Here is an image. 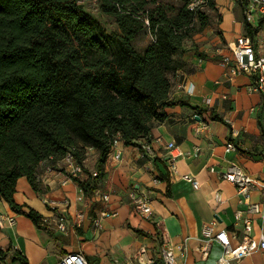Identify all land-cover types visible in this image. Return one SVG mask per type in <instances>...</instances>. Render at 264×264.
<instances>
[{
	"label": "crops",
	"instance_id": "obj_1",
	"mask_svg": "<svg viewBox=\"0 0 264 264\" xmlns=\"http://www.w3.org/2000/svg\"><path fill=\"white\" fill-rule=\"evenodd\" d=\"M229 9L235 19L227 28L222 16L218 24L221 38L211 37L209 43L201 40L178 53L177 57L188 66L171 75L169 98L176 104L166 107L167 117L151 128L150 151L118 141L111 153L118 152L120 158L105 162L103 175L89 194L83 192L79 181L88 180L90 172L95 170V149L86 152L84 173L64 185L61 184L65 179L62 159L43 161L38 169L44 191L40 195L33 191L25 177L18 178L15 202L38 211L53 235L64 238L59 249L51 250L60 251L59 257L69 251H81L86 259L96 257L97 264H146L150 258L158 260L162 241L167 239L172 245L185 243V256L176 251L178 264H216L223 248L217 241L207 244L202 238L204 223L215 222L218 230H226L233 246L242 239L244 219L251 222V237L257 239L264 233V191L252 189L249 199L259 204L260 211L250 213L235 186L219 174L234 162L258 182H264L262 95L249 89L254 85V78L249 74L230 80L225 78L228 67L222 59L232 55L236 38L246 33L241 5H231ZM196 51L206 57L201 58ZM213 114L221 116L228 125L214 120ZM227 142H232L234 149L226 151ZM169 143H174L175 148H168ZM196 147L199 148L197 154ZM171 154L178 155L173 170L169 161ZM159 170L170 176V196L166 195L167 183L157 179ZM184 174L194 176L198 187L184 180ZM131 188L151 196L152 213L148 217L133 209L128 197ZM101 193L109 194L108 208L115 210L116 215L103 219L101 227L94 228L90 217L101 206ZM216 193L220 202L215 199ZM44 198L56 201L57 205L45 204ZM64 199H68V205L62 204ZM82 209L89 212L82 227L68 233L56 230V214L64 213L73 218ZM0 213L15 218L13 225L0 229V248L4 251L0 260L5 264H19L13 259V252L18 250L27 264L56 263L59 258L51 257L46 248L55 243L49 239L47 231L14 212L1 198ZM48 258L49 261H44ZM230 263L264 264V250Z\"/></svg>",
	"mask_w": 264,
	"mask_h": 264
},
{
	"label": "trees",
	"instance_id": "obj_2",
	"mask_svg": "<svg viewBox=\"0 0 264 264\" xmlns=\"http://www.w3.org/2000/svg\"><path fill=\"white\" fill-rule=\"evenodd\" d=\"M176 1L96 0L99 13L113 18L116 28L109 30L90 11L91 0H0V198L14 212L53 235L38 211L15 202L18 178L40 195L43 161L71 152L85 170L86 152L95 149L96 175L79 181L89 194L114 140L142 148L153 125L167 117L165 108L176 104L169 98L171 75L188 66L177 55L209 24L204 7L215 6V0ZM244 27L253 33L246 21ZM141 30L152 41L138 51ZM157 179L170 196L168 172L159 170ZM13 259L27 264L18 250Z\"/></svg>",
	"mask_w": 264,
	"mask_h": 264
},
{
	"label": "built area",
	"instance_id": "obj_3",
	"mask_svg": "<svg viewBox=\"0 0 264 264\" xmlns=\"http://www.w3.org/2000/svg\"><path fill=\"white\" fill-rule=\"evenodd\" d=\"M95 2L96 0H91ZM241 6L243 9L244 20L249 24L252 29V34H242L236 38L234 47L231 48L232 55L224 56L223 62L228 67L225 72V78L230 80L233 77L241 74H249L254 78V85L249 89L258 91L262 95L263 99V111H262V126L264 128V0H241ZM147 23V21H146ZM209 102V99H207ZM118 140L113 141L111 150L117 145ZM142 148L146 151H150L148 141L142 143ZM168 148H175L174 143H169ZM234 149L232 142L226 143V151ZM89 150V149H88ZM108 153L106 162L118 160L120 154ZM199 151L196 147L195 154ZM179 153L178 155H180ZM171 154L169 158L170 168L174 169V161L178 156ZM62 168L65 171V179L61 182L64 185L67 180L73 178H79L84 173L83 167L77 162L75 156L71 152H67L62 158ZM211 171H214L211 168ZM227 182L235 186L238 195L242 198V202L246 204V210L250 213L259 212V204L250 201V193L254 188H260L264 191V182H258L251 175L245 172V170L238 164L231 162L224 170L219 172ZM92 176L96 175L93 171ZM39 180V175L37 174ZM182 178L190 182L193 187H198V182L194 176L190 174H184ZM100 208L95 212L94 216L90 217L91 225L94 228L101 227V221L105 218L113 217L116 215V211L108 208L109 194H100ZM128 197L131 201L133 209L140 215L148 217L152 213V199L151 196L145 192L135 188H131L128 191ZM81 199V197H78ZM215 199L220 202L219 194H215ZM43 202L49 206L57 205L54 200L43 199ZM264 202V199H263ZM62 204L68 205V199H64ZM88 210H78L73 218L68 217L64 213L56 214L54 219L56 230L62 233H68L69 230H75L82 227L83 221L88 217ZM238 216V214H237ZM15 218L13 216L4 215L0 213V229L7 225H13ZM251 222L249 219H244L243 234L240 243L233 246L230 242V237L226 230L217 229L216 223H204L201 227V235L206 243L217 241L223 248L221 256L217 259L216 264H231V260H240L243 257L251 255L257 250H264V233L255 239L250 236ZM176 251L181 255L185 256L186 247L185 243H179L178 245H172L167 239L162 241L160 247V254L158 260L152 258L146 261V264H178L176 262ZM0 264H5L0 260ZM54 264H90L86 259L85 255L81 251H69L63 254Z\"/></svg>",
	"mask_w": 264,
	"mask_h": 264
},
{
	"label": "rangeland",
	"instance_id": "obj_4",
	"mask_svg": "<svg viewBox=\"0 0 264 264\" xmlns=\"http://www.w3.org/2000/svg\"><path fill=\"white\" fill-rule=\"evenodd\" d=\"M164 3L172 4L173 6L176 5V0H161ZM198 2V1H196ZM239 0H215V6L212 9H206L207 14L210 17L209 24H207L200 32L193 33L190 37L184 42L183 48L192 47L193 45H197L201 40L205 41V43H209L211 37L221 38V30L218 26L219 22L224 15V25L229 28L231 26L232 19H235L234 13L230 11L231 5H239ZM87 5L92 13L97 15L104 23L105 26L109 30H114L116 25L113 21L112 17L101 15L97 9V2H87ZM242 7V6H241ZM223 11V12H222ZM202 36H205V39H201ZM152 41L151 35L144 30H141L136 38L135 47L138 51H142L150 42ZM181 51H179L180 53ZM49 239L54 240L55 243L53 245H48L47 250L51 253V257L60 258V251L58 253L52 252V248H60L61 243H63L64 238L58 235H51L47 232ZM53 255V256H52ZM50 258L45 259L44 261H49ZM133 259V258H132ZM98 259L96 257H90V264H97ZM133 262H137L136 259H133Z\"/></svg>",
	"mask_w": 264,
	"mask_h": 264
},
{
	"label": "water",
	"instance_id": "obj_5",
	"mask_svg": "<svg viewBox=\"0 0 264 264\" xmlns=\"http://www.w3.org/2000/svg\"><path fill=\"white\" fill-rule=\"evenodd\" d=\"M198 118V117H197Z\"/></svg>",
	"mask_w": 264,
	"mask_h": 264
}]
</instances>
